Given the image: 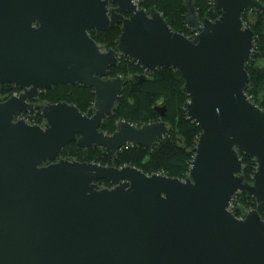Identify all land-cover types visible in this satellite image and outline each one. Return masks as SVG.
Listing matches in <instances>:
<instances>
[{"label": "water", "instance_id": "95a60500", "mask_svg": "<svg viewBox=\"0 0 264 264\" xmlns=\"http://www.w3.org/2000/svg\"><path fill=\"white\" fill-rule=\"evenodd\" d=\"M185 6L190 36L136 0H0V85L22 90L0 94V264H264V109L245 91L256 42L243 19L264 3L213 0L216 20H200L194 0ZM116 24V48L91 36ZM121 56L147 73L109 77ZM160 67L181 73L184 109L201 129L188 177L62 157L73 141L116 155L167 136L163 119L100 129L125 82ZM77 83L94 89L92 116L65 101H32ZM34 109L43 125L22 116ZM156 110L166 117V106ZM240 153L257 160L251 182ZM240 192L257 201L243 217L231 208Z\"/></svg>", "mask_w": 264, "mask_h": 264}, {"label": "trees", "instance_id": "16d2710c", "mask_svg": "<svg viewBox=\"0 0 264 264\" xmlns=\"http://www.w3.org/2000/svg\"><path fill=\"white\" fill-rule=\"evenodd\" d=\"M264 3V0H260ZM138 5L146 10L152 8L160 11L174 31L186 36L191 35L187 25V9L185 0H136ZM200 20L209 18L216 20L220 13L213 7V0H194ZM128 16V15H127ZM243 19L255 33V48L247 71L250 83L245 88L250 99L264 109V12L254 10L245 12ZM122 33V25L116 24L101 33L91 32V36L105 49L116 48V41ZM147 73L144 67L126 56H121L117 65L110 68L109 77H131L136 74ZM184 79L175 68L160 67L147 80L136 83L126 81L123 92L118 99L113 113L107 116L101 130L112 134L117 123L126 120L134 125L142 126L146 123L165 120L170 132L153 147L142 145H128L121 148L116 155H112L105 147H79L76 141L66 145L62 151L63 158H72L82 162H95L101 165L123 167L134 166L146 174L163 173L173 178L188 177L195 157L194 149L199 141L201 129L189 118L184 105L189 101V95L184 90ZM19 88L11 84H1L0 94L9 98ZM39 102L57 103L61 101L75 104L84 114L92 116L95 112V92L91 87L80 83L75 85L58 84L50 90L40 94ZM166 106V117L162 118L156 107ZM32 124H42L45 120L40 110H31L22 115ZM245 180L251 182L257 169L254 157L240 153ZM101 187H112L109 180H99ZM241 208L239 217L257 207L255 197L245 192L238 193L231 208ZM264 218V209L259 211Z\"/></svg>", "mask_w": 264, "mask_h": 264}, {"label": "flooded vegetation", "instance_id": "af4514ba", "mask_svg": "<svg viewBox=\"0 0 264 264\" xmlns=\"http://www.w3.org/2000/svg\"><path fill=\"white\" fill-rule=\"evenodd\" d=\"M45 90H46V89H42V90H40L38 97L35 98V99H33L32 101L35 102V103H45V102H39V101H38L39 98H40V94H41L43 91H45ZM21 92H22V90L19 88L18 92H15L13 95H18V94H20ZM46 103H48V102H46Z\"/></svg>", "mask_w": 264, "mask_h": 264}, {"label": "built area", "instance_id": "2783aa9c", "mask_svg": "<svg viewBox=\"0 0 264 264\" xmlns=\"http://www.w3.org/2000/svg\"><path fill=\"white\" fill-rule=\"evenodd\" d=\"M45 122V121H44ZM44 122L41 124V125H43L44 124Z\"/></svg>", "mask_w": 264, "mask_h": 264}, {"label": "rangeland", "instance_id": "374dc122", "mask_svg": "<svg viewBox=\"0 0 264 264\" xmlns=\"http://www.w3.org/2000/svg\"><path fill=\"white\" fill-rule=\"evenodd\" d=\"M24 118H27V116L26 117L24 116Z\"/></svg>", "mask_w": 264, "mask_h": 264}]
</instances>
